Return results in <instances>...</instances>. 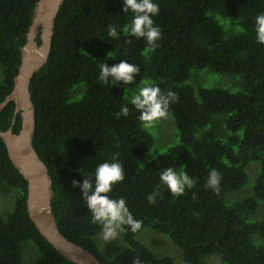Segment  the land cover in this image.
Instances as JSON below:
<instances>
[{"label": "trees", "instance_id": "1", "mask_svg": "<svg viewBox=\"0 0 264 264\" xmlns=\"http://www.w3.org/2000/svg\"><path fill=\"white\" fill-rule=\"evenodd\" d=\"M37 1L0 0V102L12 89ZM155 2L160 11L152 19L161 36L154 49L123 31L119 40L108 36L109 26L122 29L131 19L121 10L122 0H63L56 15L47 62L34 73L29 91L35 108L32 144L51 177L58 228L101 264H132L134 258L141 264H173L135 239L146 226L180 248L183 264H208L211 254L224 264H264V216L251 219L264 201V44L256 42L254 31L264 0ZM120 60L139 67L135 83L102 84L100 65ZM193 69L239 77L240 90L192 85ZM145 80L176 93L168 116L177 137L141 165L154 142L125 89ZM122 105L129 108L126 117L117 115ZM13 116L14 103L9 102L0 112V130L10 127ZM20 125L16 114L13 132ZM115 153L125 176L110 195L124 197L143 223L136 233H121L124 244L107 257L93 240L99 228L90 222L71 181L83 179L81 173ZM252 162L258 171L251 194L232 198L229 193L247 184ZM166 167L186 172L194 186L183 195L172 194L159 180ZM213 168L221 176L218 191L206 183ZM6 196L11 205L0 211V264H76L59 254L30 220L27 182L0 138L1 203Z\"/></svg>", "mask_w": 264, "mask_h": 264}, {"label": "clouds", "instance_id": "2", "mask_svg": "<svg viewBox=\"0 0 264 264\" xmlns=\"http://www.w3.org/2000/svg\"><path fill=\"white\" fill-rule=\"evenodd\" d=\"M124 13L131 19L121 29L119 26H109L108 36L119 40L123 31L136 38H143L150 48L154 49L161 36V31L154 24L152 17L156 16L160 9L155 0H122ZM255 40L264 44V12L254 17ZM140 69L137 65L126 60L109 66L107 63L100 65L98 80L107 86H115L123 83L130 85L135 83ZM177 95L169 90L162 92L159 86L151 81L142 82L130 98V103L140 115L138 119L143 127H152L159 118L168 115L169 105L175 103ZM129 108L122 105L118 116H128ZM119 153H115L109 160L99 163L91 172H83L81 180H72V186L79 189V196L83 205L90 214V222L99 228V238L103 242H110L125 232H138L142 227V221L134 217L127 206L124 197L113 198L110 194L113 186L124 180V169L118 159ZM155 159V156L151 157ZM160 182L175 195H183L185 189H191L195 181L186 172H177L172 167H166L159 175ZM221 176L216 169H211L207 177V186L213 191L219 190ZM150 202L154 200L149 197ZM132 264H141L139 258H134Z\"/></svg>", "mask_w": 264, "mask_h": 264}, {"label": "water", "instance_id": "3", "mask_svg": "<svg viewBox=\"0 0 264 264\" xmlns=\"http://www.w3.org/2000/svg\"><path fill=\"white\" fill-rule=\"evenodd\" d=\"M62 2L38 0L34 6L26 42L20 48V63L13 78L12 89L0 102V112L7 103H14L13 120L8 129L0 130V138L9 159L27 182V213L39 233L67 260L76 264H101L88 249L68 240L60 232L51 205L54 197L51 177L32 144L35 108L29 84L34 73L47 62L54 22ZM37 38L40 43H37ZM16 114L20 116L21 125L18 132H13Z\"/></svg>", "mask_w": 264, "mask_h": 264}, {"label": "rangeland", "instance_id": "4", "mask_svg": "<svg viewBox=\"0 0 264 264\" xmlns=\"http://www.w3.org/2000/svg\"><path fill=\"white\" fill-rule=\"evenodd\" d=\"M188 83L192 85H200L204 87H224L230 91L240 90V80L239 77L214 74L207 70L193 69L192 76ZM125 89V96H128V89ZM133 91H136L138 87H132ZM131 88V89H132ZM142 128L147 131L153 139V147L148 151L140 160V164L143 165L147 161L151 160L152 156H157L164 152L165 149L176 141V130L174 128L173 121L167 115L166 117L159 118L156 120L152 127ZM258 171V163H250V168L247 169L248 182L240 190L233 191L229 193L232 198H242L251 194V188ZM2 203L0 202V211L4 212V208L11 205V197H3ZM264 216V201L260 202L255 214L251 217L252 220H258ZM136 240L141 242L149 250H151L155 256L167 255L171 258L173 264H183L182 255L180 248L173 243V241L165 234L154 230L153 228L146 226L144 227L135 237ZM94 242L97 244L99 250H102L107 257H110L113 253V248L117 245L124 244L121 234L117 239L110 242H103L99 238V234L93 237ZM28 255H32L30 247L27 249ZM30 257V256H29ZM206 262L208 264H224L216 254H211L206 257Z\"/></svg>", "mask_w": 264, "mask_h": 264}]
</instances>
